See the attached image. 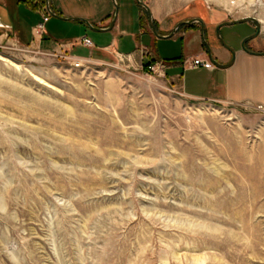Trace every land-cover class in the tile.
I'll use <instances>...</instances> for the list:
<instances>
[{"label":"rangeland","instance_id":"obj_1","mask_svg":"<svg viewBox=\"0 0 264 264\" xmlns=\"http://www.w3.org/2000/svg\"><path fill=\"white\" fill-rule=\"evenodd\" d=\"M209 2L264 35V0ZM137 58L0 44V264H264V105Z\"/></svg>","mask_w":264,"mask_h":264},{"label":"crops","instance_id":"obj_2","mask_svg":"<svg viewBox=\"0 0 264 264\" xmlns=\"http://www.w3.org/2000/svg\"><path fill=\"white\" fill-rule=\"evenodd\" d=\"M141 2L149 8L156 32L162 38L152 34L148 20V27L145 26L143 18L145 14L147 19V14L136 0H36L35 8L24 0H0V44L59 52L70 60L81 61L110 56L131 61L146 51L154 69L156 64H163L160 73L178 80L187 97L264 105V56L248 55L239 47L240 41L252 31V24L245 23L249 30L238 32L224 31L230 26L219 28V35L224 32L221 36L229 40L228 46L235 52L229 67L194 68L191 62L195 58L210 61L203 39L217 63L230 62V54L215 32L217 26L226 22L219 7L209 0H186L180 5L174 0ZM114 5L118 13L110 29L116 12ZM47 6L57 17L47 12ZM45 13L49 19L38 36L35 27ZM83 35L96 43L89 48L88 56L74 54L77 48H86L78 41ZM249 46L264 53V42Z\"/></svg>","mask_w":264,"mask_h":264},{"label":"water","instance_id":"obj_3","mask_svg":"<svg viewBox=\"0 0 264 264\" xmlns=\"http://www.w3.org/2000/svg\"><path fill=\"white\" fill-rule=\"evenodd\" d=\"M46 2H47V0H46ZM136 2H137V5L141 6V7L145 10V12H146V14H147L148 26H149V29L151 30L152 34H153L154 36H156L157 38H162V37L156 32L157 30H156V28H155V26H154V23H153V21H152V18H151V15H150V11H149V8H148L143 2H141V0H136ZM47 11H48L52 16L57 17V16H55L54 14H52V13L50 12L48 6H47ZM115 17H116V12H115L114 18L112 19L113 21H112V23H111V25H110V29H111V27H112V25H113V22L115 21V20H114ZM68 20H72V19H68ZM198 22H199L200 25H201V30H203V24H202L199 20H198ZM245 23L252 24V25L255 27V33H254L253 35H250V36H245V37L242 39V41H241V43H240V45H239L241 51L244 52V53H246V54H248V55L250 54V55H254V56H262V55L264 56V53H261V52H254V51H251V50H249V49H247V48L245 47V43H246L247 41L254 39V38L259 34V32H260V28H261V27L259 26V20H257L256 18H253V17H244V18H240V19H236V20L233 19V20H230V21L223 22L222 24H220L219 26H217V27H216V30H215V32H216V36H217V38H218V40H219L221 46H222L225 50H227V52H229V54L231 55V60H230V62H229L228 64H222V65H221V64L217 63L216 60L213 59V58L211 57V53H210L209 47H208L207 43L204 41V39H203V43H205V44H204V47H205V49H206V51H207L208 58H209V60H210L209 62L212 64V66H215L216 68H220L221 70H222V69H225V68L229 67V66L232 64V62H233V60H234V58H235V52H234V51H233V50H232L227 44L223 43V40L221 39V37H220V35H219V28L222 27V26H234V25L245 24ZM181 24H182V23H181ZM171 35H172V34H170L168 37H171ZM168 37H167V38H168Z\"/></svg>","mask_w":264,"mask_h":264},{"label":"built area","instance_id":"obj_4","mask_svg":"<svg viewBox=\"0 0 264 264\" xmlns=\"http://www.w3.org/2000/svg\"><path fill=\"white\" fill-rule=\"evenodd\" d=\"M48 19H49V14L45 13V15L42 17V21L36 25L35 33L38 36L41 35V32H42L43 27H44V24L48 21ZM79 44L84 46V47H86V48H91L92 47L91 41L88 38H86V37H82L79 40ZM191 64H192V67H194V68L202 67V68H205V69H211L213 67L212 64L209 61H204V60H202L200 58L193 59ZM156 65H157L156 66L157 73H160V70H162L164 68V65L163 64H156ZM150 68L153 70L152 66Z\"/></svg>","mask_w":264,"mask_h":264},{"label":"flooded vegetation","instance_id":"obj_5","mask_svg":"<svg viewBox=\"0 0 264 264\" xmlns=\"http://www.w3.org/2000/svg\"><path fill=\"white\" fill-rule=\"evenodd\" d=\"M254 33H255V27L253 26L252 31H251L247 36L253 35ZM263 42H264V38H263V36L261 35V31H260L259 34H258L254 39L249 40V41H247V42L245 43V47H246L247 49H249V50L255 52L256 49L253 50L252 48H250L249 44H250V43H254V44H256L257 46H260V43H263ZM256 51H258V50H256ZM258 52H263V51H258ZM230 60H231V55H230ZM261 108H262V107H261Z\"/></svg>","mask_w":264,"mask_h":264},{"label":"trees","instance_id":"obj_6","mask_svg":"<svg viewBox=\"0 0 264 264\" xmlns=\"http://www.w3.org/2000/svg\"><path fill=\"white\" fill-rule=\"evenodd\" d=\"M24 3H27V5L29 4V5H33V7L35 8V6H36V0H24ZM38 3H43V2H39L38 1ZM35 5V6H34ZM153 64H152V62H146V63H144L143 65H142V69H143V71L144 72H148L149 71V69H150V67L152 66Z\"/></svg>","mask_w":264,"mask_h":264}]
</instances>
